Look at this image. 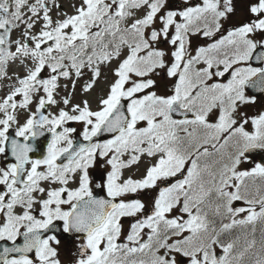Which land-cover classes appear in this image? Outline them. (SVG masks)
Listing matches in <instances>:
<instances>
[{
	"label": "snow or ice",
	"instance_id": "snow-or-ice-1",
	"mask_svg": "<svg viewBox=\"0 0 264 264\" xmlns=\"http://www.w3.org/2000/svg\"><path fill=\"white\" fill-rule=\"evenodd\" d=\"M71 6L0 0V79L13 81L0 97V264H62L57 229L82 240L74 264H264V163L242 167L264 151V111H246L264 95V39L253 38L264 34V0L226 34L234 0ZM218 33L193 54L192 36ZM17 61L24 74L10 76ZM102 67L114 79L97 107L74 103L78 81L90 73L81 85L90 93ZM161 73L171 94L156 91ZM61 80L69 83L57 100ZM19 109L29 113L23 124ZM45 130L46 154L33 158L29 141ZM98 158L111 169L95 186L104 195L89 173ZM142 158L143 175L125 177ZM145 190L156 191L147 212L130 198Z\"/></svg>",
	"mask_w": 264,
	"mask_h": 264
},
{
	"label": "rangeland",
	"instance_id": "rangeland-1",
	"mask_svg": "<svg viewBox=\"0 0 264 264\" xmlns=\"http://www.w3.org/2000/svg\"><path fill=\"white\" fill-rule=\"evenodd\" d=\"M74 2H78V0H74V1L73 0H56V3L61 4V5L63 4V10L69 14H71L73 12V8L71 5ZM173 3L180 5V4H182V0H169L170 5ZM244 9H246V7H244ZM53 12H54L53 13V19H56L57 18V9L53 8ZM60 18H62V16ZM40 27H42V24H38L37 28H40ZM194 36L197 38L200 37V35H194ZM201 44H204V43H201ZM195 49L193 51V54H195ZM10 65H14V64L10 63ZM114 66L115 65L113 64L112 67H114ZM9 72H10V70H9ZM89 75H90V73H88L86 71L85 77L78 81L77 87L75 89L73 102L78 103L83 99H88L91 106L95 109L97 107V102H98L99 96L106 94L107 89H108V85L111 83V81L114 79V77L112 76V73L109 71V69L107 67H102V77L97 81V84H96L95 88L93 89V91H91L90 93H83V92H81V85L86 82ZM152 78L157 80L158 87H157L156 91L158 93H160V94H171L170 92H167L165 85H171L172 81L167 80L164 77L163 73H161V75L159 77H157V76H155V74H153ZM60 83H61V88L58 89L59 95L56 96L57 100L60 99V96L66 95V91L64 90L63 85L66 83H69V82L61 80ZM263 106H264V104L262 105L261 101L256 100L255 104L246 106V111L248 112L249 115H256L260 112L259 109L261 111H264ZM59 107H63V105L62 104L61 105H53L51 112L55 114L58 111ZM248 128L250 131L252 130L251 125H248ZM147 163H148L147 159L142 158V161L138 166H133L132 168L126 169L124 171V176L127 177L129 175H132L134 178H138V177L142 176ZM250 165L252 166L251 163H247V164H243L242 167L243 168H249V167H251ZM155 195H156L155 190H145L143 192L136 193L134 196H132L130 198H139V199L143 200L146 204V212H147L148 210H150V208L152 206V202H153ZM123 222H124L125 226L127 227L128 223L130 222V218H126ZM62 254H63V251H62Z\"/></svg>",
	"mask_w": 264,
	"mask_h": 264
},
{
	"label": "flooded vegetation",
	"instance_id": "flooded-vegetation-1",
	"mask_svg": "<svg viewBox=\"0 0 264 264\" xmlns=\"http://www.w3.org/2000/svg\"><path fill=\"white\" fill-rule=\"evenodd\" d=\"M245 12L247 13V21L248 22L250 19H255L254 16H250L247 9H245ZM255 37L259 38V39H264V34L256 33ZM7 71H8V69H7ZM8 74L10 76L12 75L9 72H8ZM12 83H13V81L8 80L6 78L0 79V97L6 96L11 91L10 85ZM16 99L19 102L20 100H22V97L18 96ZM261 103H262V105L264 104V96L261 99ZM30 107H31L32 111L36 110L35 100ZM18 111H19L18 121L20 124H23L25 122L27 116L29 115V113L23 109H19ZM47 112H51V106L46 110V114H47ZM71 125H72V127H75L77 129V133L82 130V127L79 126L78 124L71 123ZM16 127H17V125L14 124L13 128H11L9 130L10 136H14ZM50 140H51V134L45 130L43 136H38L34 140L29 141L30 143H34L36 145V148H37V151L33 152L35 154V155H33V158H41L44 154H46V146L50 142ZM8 159L10 161L12 158L9 156ZM4 163H5L4 156H0V166H3ZM99 180H102V182H104V180H105L104 175L99 176ZM93 182H95V181L92 180V186L94 188ZM58 223H60V222H58ZM58 238L60 239V244L58 246H56V245H53V246L58 247L59 257L62 261V264H74V260H75L74 253L77 252V245L79 243H81L82 240H79L76 237L71 239L70 241H65V239H61L59 236H58ZM62 251H63V254H62Z\"/></svg>",
	"mask_w": 264,
	"mask_h": 264
},
{
	"label": "water",
	"instance_id": "water-1",
	"mask_svg": "<svg viewBox=\"0 0 264 264\" xmlns=\"http://www.w3.org/2000/svg\"><path fill=\"white\" fill-rule=\"evenodd\" d=\"M104 138H108V137L107 136L102 137V139H104ZM251 155H253L254 157L260 158L264 162V151L256 150V151L252 152ZM71 235H72V237H75V234H71Z\"/></svg>",
	"mask_w": 264,
	"mask_h": 264
}]
</instances>
